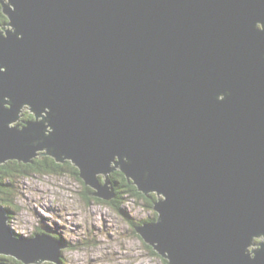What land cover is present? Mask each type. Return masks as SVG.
<instances>
[{
  "label": "water",
  "instance_id": "95a60500",
  "mask_svg": "<svg viewBox=\"0 0 264 264\" xmlns=\"http://www.w3.org/2000/svg\"><path fill=\"white\" fill-rule=\"evenodd\" d=\"M1 2L0 165L70 160L106 201L121 170L169 264H264V0ZM1 202L0 255L61 264Z\"/></svg>",
  "mask_w": 264,
  "mask_h": 264
},
{
  "label": "rangeland",
  "instance_id": "374dc122",
  "mask_svg": "<svg viewBox=\"0 0 264 264\" xmlns=\"http://www.w3.org/2000/svg\"><path fill=\"white\" fill-rule=\"evenodd\" d=\"M87 186L68 173L22 178L18 185L22 208L18 214L9 213L12 230L33 236L43 226L52 229L53 236L75 245L62 249L65 264H166L111 205L86 200ZM123 208L127 218L136 222L153 221L149 218L153 211L141 201L130 198Z\"/></svg>",
  "mask_w": 264,
  "mask_h": 264
},
{
  "label": "trees",
  "instance_id": "16d2710c",
  "mask_svg": "<svg viewBox=\"0 0 264 264\" xmlns=\"http://www.w3.org/2000/svg\"><path fill=\"white\" fill-rule=\"evenodd\" d=\"M9 21L8 16L4 13L3 3L0 0V28L2 25H6ZM27 119L33 118L34 115L29 111H26ZM71 174L74 175L77 179H79L82 183H84L79 174V168L72 163V161L67 160L66 162H59L56 158L52 156H42L34 159L32 163H24L18 160H9L6 163L0 165V200L2 204L7 209L8 213H19V210L22 208L20 201L18 198L20 197L19 190V181L22 178L30 177L33 175H61V174ZM112 184L116 190V197L110 201L103 200L102 198L93 196V191L91 187L87 186V191L85 192L86 196L84 198L89 200V202L93 200H99L100 202L111 205L115 210H117L121 215L125 217L127 221L130 222L133 227L134 232L139 236L142 235L138 231V227L141 226L142 222H148L149 220H141V222H136L134 219L127 218L125 215L126 210L123 208L124 203L128 199H134L137 201H141L142 204L153 211L152 217H149L150 220H156L158 217V213L154 209V204L158 198L157 193L145 194L138 189V186L134 183L131 178H128L125 173L121 170H116L111 174ZM16 233V232H15ZM20 235V234H17ZM61 240H64L68 243L69 248L75 247V245H71L67 239L62 237H57ZM144 240V238L142 237ZM145 241V240H144ZM146 242V241H145ZM147 243V242H146ZM149 249L152 251L154 255H158L159 253L154 249L150 244L148 245ZM1 260L5 264H24L23 262L17 260L12 256L0 255ZM161 259L168 263V260L161 256ZM44 264H48L45 262ZM49 264H56L51 262ZM61 264H65L63 259L61 260Z\"/></svg>",
  "mask_w": 264,
  "mask_h": 264
},
{
  "label": "flooded vegetation",
  "instance_id": "af4514ba",
  "mask_svg": "<svg viewBox=\"0 0 264 264\" xmlns=\"http://www.w3.org/2000/svg\"><path fill=\"white\" fill-rule=\"evenodd\" d=\"M259 27L260 28H262V25L261 24H259ZM27 114H26V112H24V116H26Z\"/></svg>",
  "mask_w": 264,
  "mask_h": 264
},
{
  "label": "bare ground",
  "instance_id": "6f19581e",
  "mask_svg": "<svg viewBox=\"0 0 264 264\" xmlns=\"http://www.w3.org/2000/svg\"><path fill=\"white\" fill-rule=\"evenodd\" d=\"M29 108V107H28Z\"/></svg>",
  "mask_w": 264,
  "mask_h": 264
}]
</instances>
